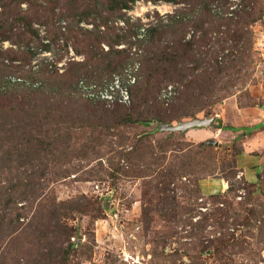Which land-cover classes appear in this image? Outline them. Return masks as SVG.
I'll list each match as a JSON object with an SVG mask.
<instances>
[{
    "label": "rangeland",
    "instance_id": "rangeland-1",
    "mask_svg": "<svg viewBox=\"0 0 264 264\" xmlns=\"http://www.w3.org/2000/svg\"><path fill=\"white\" fill-rule=\"evenodd\" d=\"M171 16L158 46L204 54L141 97ZM0 28V264H264V0H0ZM130 73L127 105L79 88Z\"/></svg>",
    "mask_w": 264,
    "mask_h": 264
},
{
    "label": "trees",
    "instance_id": "trees-1",
    "mask_svg": "<svg viewBox=\"0 0 264 264\" xmlns=\"http://www.w3.org/2000/svg\"><path fill=\"white\" fill-rule=\"evenodd\" d=\"M19 1L21 2V0ZM128 1L131 3H135L137 0H128ZM153 1L156 3L157 2H168L172 4H177L179 0H153ZM117 2L118 0H113V3H117ZM195 5L200 6L203 9L201 11V14H202V13H210L209 7H211L212 3L196 2ZM175 17L176 16H171L168 21L169 23L167 25H160L157 28L151 29L148 33L150 35V38H152L151 44H152L153 51H152L151 56L148 58V62L146 66V70H148L146 82L142 84V88L138 92V94H140L141 97L144 94H146V92L148 91V87L154 75L158 74L160 76V79L156 81L158 83L156 84V86L161 85L164 82H172L174 79L183 80L186 76L183 73V69H185L186 66H188L189 64L197 65L199 64V62H201V57L199 58V55L201 53L204 54V52H201V46L195 43H186V44L178 43L180 46H178L177 48L170 47V46H165V47L158 46L157 35L160 33V30H163L169 27H174L179 23V21ZM224 20L229 21V22H234V19H231V18L224 19ZM209 21L214 22L218 20L210 16ZM12 32H13L12 28L10 29L0 28V38L2 40H5V39H12L16 37L19 40L20 38H25L26 36V34L24 35V33L23 35L18 36L16 34H13ZM139 41L140 40H135V41L130 40L129 43L135 45L136 43H140ZM134 48L136 49V47ZM122 53L125 54V57L121 61H118L117 63L111 60L108 61L106 68L104 70V71L107 70L106 73H109V72L115 73L121 66H123L126 63L128 59V52L126 50H123ZM203 60L205 61L207 59H203ZM5 69H8V67L4 65L3 70ZM42 72H44V70H40L36 73L28 72L26 76L31 78V77L37 76L38 74ZM188 88H189V85H188ZM30 91H31L30 92L31 95L29 96L34 95L31 99L35 101L39 100L40 97L44 96L43 95L44 93L40 90L33 89Z\"/></svg>",
    "mask_w": 264,
    "mask_h": 264
},
{
    "label": "built area",
    "instance_id": "built-area-1",
    "mask_svg": "<svg viewBox=\"0 0 264 264\" xmlns=\"http://www.w3.org/2000/svg\"><path fill=\"white\" fill-rule=\"evenodd\" d=\"M146 30H144L145 32ZM137 40V39H136ZM135 41V39H134ZM137 49L136 52L137 53ZM133 54V53H132ZM138 64L135 66V70L138 69ZM115 77V76H114ZM118 80V79H116ZM127 82V83H126ZM126 82L121 77L120 81H115L114 85L111 86L110 90L107 88H100L96 85H87L84 82L79 83L80 91L87 96L89 99H98L103 100L110 105L114 104H130L131 103V93L128 86L135 84L136 76L133 73H130L128 77H126ZM169 95H172L171 88L169 89Z\"/></svg>",
    "mask_w": 264,
    "mask_h": 264
},
{
    "label": "water",
    "instance_id": "water-1",
    "mask_svg": "<svg viewBox=\"0 0 264 264\" xmlns=\"http://www.w3.org/2000/svg\"><path fill=\"white\" fill-rule=\"evenodd\" d=\"M215 119H194L192 121H188L186 123H180L177 126L162 124L163 130L173 131V132H187L189 129L195 127H207L213 125Z\"/></svg>",
    "mask_w": 264,
    "mask_h": 264
},
{
    "label": "crops",
    "instance_id": "crops-1",
    "mask_svg": "<svg viewBox=\"0 0 264 264\" xmlns=\"http://www.w3.org/2000/svg\"><path fill=\"white\" fill-rule=\"evenodd\" d=\"M256 139H257V137H256ZM263 155H264V153H263Z\"/></svg>",
    "mask_w": 264,
    "mask_h": 264
}]
</instances>
